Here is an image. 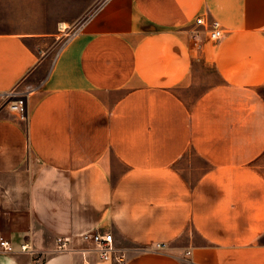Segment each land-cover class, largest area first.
Wrapping results in <instances>:
<instances>
[{
	"label": "crops",
	"instance_id": "crops-1",
	"mask_svg": "<svg viewBox=\"0 0 264 264\" xmlns=\"http://www.w3.org/2000/svg\"><path fill=\"white\" fill-rule=\"evenodd\" d=\"M54 38L0 28V92L31 91L25 120L0 101V264H114L78 239L56 251L88 231L113 233L126 264H264V169L244 137L264 0H101Z\"/></svg>",
	"mask_w": 264,
	"mask_h": 264
},
{
	"label": "rangeland",
	"instance_id": "rangeland-1",
	"mask_svg": "<svg viewBox=\"0 0 264 264\" xmlns=\"http://www.w3.org/2000/svg\"><path fill=\"white\" fill-rule=\"evenodd\" d=\"M101 0H0V28L45 29L55 32L54 45L61 46L78 32L79 27L93 12ZM65 24L66 28H62ZM264 51V50H262ZM264 55V53H262ZM234 56V55H233ZM216 56L214 55V58ZM210 76V77H209ZM206 80L217 82V75H209ZM209 84V83H208ZM255 91V98H249L252 107H247V140L253 139L257 145L252 148L251 165L264 169V83ZM205 83H201L199 94ZM247 98V101H249ZM201 131H199L200 133ZM259 141V142H258ZM251 159V160H252Z\"/></svg>",
	"mask_w": 264,
	"mask_h": 264
},
{
	"label": "built area",
	"instance_id": "built-area-1",
	"mask_svg": "<svg viewBox=\"0 0 264 264\" xmlns=\"http://www.w3.org/2000/svg\"><path fill=\"white\" fill-rule=\"evenodd\" d=\"M197 23L198 25L208 27L211 40L219 41L223 37L222 26L219 21L214 20L208 25L205 20L201 18ZM198 37L199 33L194 34L195 39ZM30 92V89H13L8 92H0V101L3 102L1 106H8L11 112L25 120L27 99ZM76 239L92 247L97 254L98 259L102 262H110L114 264H126L127 262L128 252L117 245L115 237L111 232L101 233L97 231H88L77 236L58 237L56 240V251L70 250ZM164 247V244L157 245V248ZM0 250L7 253L14 251L12 243L4 236H0ZM22 250L28 251L30 249L28 248V245H24L22 246ZM86 253V251H83V255H86ZM86 264H88V262H86Z\"/></svg>",
	"mask_w": 264,
	"mask_h": 264
},
{
	"label": "bare ground",
	"instance_id": "bare-ground-1",
	"mask_svg": "<svg viewBox=\"0 0 264 264\" xmlns=\"http://www.w3.org/2000/svg\"><path fill=\"white\" fill-rule=\"evenodd\" d=\"M62 28H66L65 24L62 25Z\"/></svg>",
	"mask_w": 264,
	"mask_h": 264
}]
</instances>
